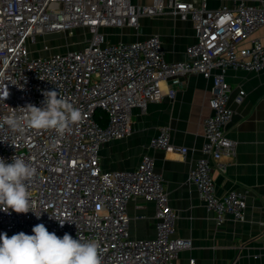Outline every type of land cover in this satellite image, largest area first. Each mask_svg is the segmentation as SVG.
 Returning a JSON list of instances; mask_svg holds the SVG:
<instances>
[{"label": "built area", "instance_id": "1", "mask_svg": "<svg viewBox=\"0 0 264 264\" xmlns=\"http://www.w3.org/2000/svg\"><path fill=\"white\" fill-rule=\"evenodd\" d=\"M254 1L237 0L230 7L211 9L205 0H154L151 4L0 0V96L6 86L9 92L0 101V115H7L10 107H42L43 93L51 90L81 112V120L63 136L55 130L29 129L22 135L7 126L0 130V158L10 163L12 157H23L37 170L28 190L41 213L37 218L31 211H0V234L33 235V227L43 223L58 237L68 233L74 239L97 241L104 250L102 264H175L191 240L174 236L178 215L151 155L142 154L135 167L107 170L101 166L99 151L104 143L132 133L133 108L142 110L165 95L173 98L181 77L190 73L210 79L211 86L210 113L202 120L201 155L190 166L186 181L195 187L218 225L226 219L242 221L244 194L230 190L217 196L211 171L213 167L224 171L222 157L235 154V142L225 130L232 116L226 71H264V44L258 37L250 38L264 24V5L263 0ZM161 14L192 24L194 40L185 47L183 59L167 60L156 34L110 42L103 32L123 26L137 31L142 17ZM76 27L87 31L81 48L52 49L54 37ZM245 40L248 45L243 44ZM243 97L239 89L235 101L240 103ZM149 145L163 151H187L171 143L167 126L158 127ZM137 197L154 204L151 237L130 234L127 206ZM51 215L74 223L65 221L61 226ZM193 262L191 258L189 264Z\"/></svg>", "mask_w": 264, "mask_h": 264}, {"label": "crops", "instance_id": "2", "mask_svg": "<svg viewBox=\"0 0 264 264\" xmlns=\"http://www.w3.org/2000/svg\"><path fill=\"white\" fill-rule=\"evenodd\" d=\"M153 1L131 0L135 4H151ZM205 1L211 9L223 5L230 7L237 2ZM103 32L110 42L132 41L156 34L169 61L183 59L185 47L194 40L191 22L168 14L142 17L137 31L123 26L107 27ZM251 37H258L264 44V24ZM243 44L248 45V41ZM226 79L230 85L228 104L232 116L225 130L235 142V154L231 158L223 156L225 170L213 167L211 175L217 196L230 190L244 194L246 209L242 221L226 219L218 225L213 213L199 200L195 187L186 181L190 166L201 155L202 120L210 113L211 80L200 74L183 75L180 84L175 86L173 98L165 95L160 100L148 102L142 110L133 108L132 133L123 139L104 143L99 151L101 166L107 170L135 167L142 154L151 155L154 170L162 176L169 204L178 215L174 236L191 240V246L179 252L175 264H189L191 258L193 264L264 263V71L228 69ZM163 88H167L165 82ZM239 89L244 91V97L237 103L235 97ZM160 126L169 128L173 145L185 147L187 151L151 148L149 140ZM127 213L132 237L144 238L154 234L152 202L134 198L128 203Z\"/></svg>", "mask_w": 264, "mask_h": 264}, {"label": "clouds", "instance_id": "3", "mask_svg": "<svg viewBox=\"0 0 264 264\" xmlns=\"http://www.w3.org/2000/svg\"><path fill=\"white\" fill-rule=\"evenodd\" d=\"M2 76V74H0ZM14 84V83H12ZM9 96L5 87L0 101ZM45 99L42 107L27 104L14 109L10 107L7 115H0V130L5 126L21 135L27 130H55L63 136L71 132V126L81 120V112L72 103L59 96L58 91L43 93ZM36 168L23 157H12L9 163L0 158V211L33 214L39 218L28 190V182L36 175ZM10 214V213H9ZM61 226L65 221L58 215H51ZM33 235L20 232L11 237L7 233L0 234V264H102L103 249L94 239L83 237L74 239L65 233L58 237L49 232L43 223L32 229Z\"/></svg>", "mask_w": 264, "mask_h": 264}, {"label": "rangeland", "instance_id": "4", "mask_svg": "<svg viewBox=\"0 0 264 264\" xmlns=\"http://www.w3.org/2000/svg\"><path fill=\"white\" fill-rule=\"evenodd\" d=\"M117 28V27H113ZM87 31L81 28H74L71 32H64L56 37H54L51 42L52 49H60L62 51L69 48H81L83 46V41L86 36ZM38 44H33V48H36ZM57 47V48H56Z\"/></svg>", "mask_w": 264, "mask_h": 264}]
</instances>
